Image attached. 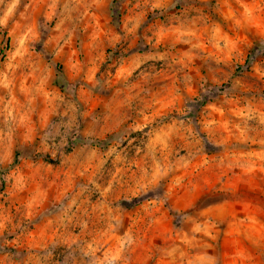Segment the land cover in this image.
<instances>
[{
  "label": "rangeland",
  "instance_id": "1",
  "mask_svg": "<svg viewBox=\"0 0 264 264\" xmlns=\"http://www.w3.org/2000/svg\"><path fill=\"white\" fill-rule=\"evenodd\" d=\"M0 264H264V0H0Z\"/></svg>",
  "mask_w": 264,
  "mask_h": 264
},
{
  "label": "trees",
  "instance_id": "2",
  "mask_svg": "<svg viewBox=\"0 0 264 264\" xmlns=\"http://www.w3.org/2000/svg\"><path fill=\"white\" fill-rule=\"evenodd\" d=\"M103 142L106 143L105 140H104V141H98V140H95V141H89L88 144L91 145V146L99 147V146H101V144H102ZM45 158H46V160H50V158H49L48 156H46ZM2 184H3V185L5 184L4 179L2 180Z\"/></svg>",
  "mask_w": 264,
  "mask_h": 264
}]
</instances>
